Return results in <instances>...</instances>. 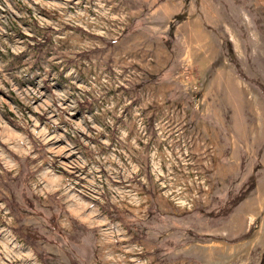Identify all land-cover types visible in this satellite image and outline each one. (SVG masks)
I'll return each mask as SVG.
<instances>
[{"label":"rangeland","instance_id":"rangeland-1","mask_svg":"<svg viewBox=\"0 0 264 264\" xmlns=\"http://www.w3.org/2000/svg\"><path fill=\"white\" fill-rule=\"evenodd\" d=\"M0 264H264V0H0Z\"/></svg>","mask_w":264,"mask_h":264}]
</instances>
